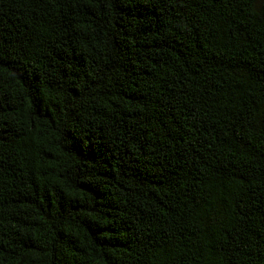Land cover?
<instances>
[{"label": "trees", "instance_id": "trees-1", "mask_svg": "<svg viewBox=\"0 0 264 264\" xmlns=\"http://www.w3.org/2000/svg\"><path fill=\"white\" fill-rule=\"evenodd\" d=\"M0 264H264V0H0Z\"/></svg>", "mask_w": 264, "mask_h": 264}]
</instances>
